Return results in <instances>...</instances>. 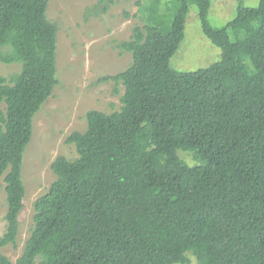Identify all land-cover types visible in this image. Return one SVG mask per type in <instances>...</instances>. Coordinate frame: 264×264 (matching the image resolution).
<instances>
[{
  "label": "trees",
  "instance_id": "1",
  "mask_svg": "<svg viewBox=\"0 0 264 264\" xmlns=\"http://www.w3.org/2000/svg\"><path fill=\"white\" fill-rule=\"evenodd\" d=\"M241 1L219 28L210 0L137 1L144 25L118 44L132 60L100 77L123 85L121 105L88 110L86 129L67 136L77 157L52 161L15 264H176L186 252L199 264H264V0ZM48 2L0 0V62L21 65L10 82L0 74V264H12L1 249L16 245L32 120L58 83ZM192 3L221 58L179 71L169 62Z\"/></svg>",
  "mask_w": 264,
  "mask_h": 264
},
{
  "label": "rangeland",
  "instance_id": "2",
  "mask_svg": "<svg viewBox=\"0 0 264 264\" xmlns=\"http://www.w3.org/2000/svg\"><path fill=\"white\" fill-rule=\"evenodd\" d=\"M137 1L147 0H49L46 17L57 26L56 76L58 83L52 94L35 113L32 136L24 150L21 176L24 198L18 215L16 245L7 244L1 251L12 264L21 254L29 236L34 213L33 203L44 194L56 175L50 165L57 156L77 157L73 143L67 136L86 129V112L96 109L112 112L119 109L124 92L121 83L100 80V77L123 71L131 62L130 52L118 44L128 40L136 25H144ZM164 1V0H161ZM241 5L255 7L259 0H242ZM175 3H172V5ZM239 0H210L208 21L219 28L234 18ZM173 5V6H174ZM4 50H6L4 48ZM221 58V49L211 43L201 30L197 7L190 4L185 20L184 38L170 59V66L179 71L207 67ZM18 62H0V74L10 82L19 72ZM5 103L0 104L4 110ZM183 153L179 151L178 155ZM193 163L190 155L182 154ZM192 165V164H191ZM4 174L0 177V235L6 221ZM184 263L199 264L191 252Z\"/></svg>",
  "mask_w": 264,
  "mask_h": 264
}]
</instances>
